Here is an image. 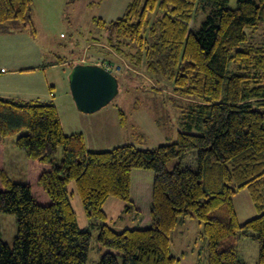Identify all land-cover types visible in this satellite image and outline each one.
<instances>
[{
	"label": "trees",
	"instance_id": "1",
	"mask_svg": "<svg viewBox=\"0 0 264 264\" xmlns=\"http://www.w3.org/2000/svg\"><path fill=\"white\" fill-rule=\"evenodd\" d=\"M229 1L130 0L116 19L94 17L102 34L91 46L104 56H88L91 63L115 68L123 59L174 81L173 142L89 150L82 131L65 132L54 102L0 96V213L17 220L12 244L0 222V264H87L92 233L78 223L73 181L98 241L111 249L98 264H176L170 234L188 216L203 225L207 264H246L240 235L259 243L256 264H264V46L248 43L264 25V0ZM200 10L207 16L196 27ZM33 12L34 0H0V31L25 29ZM12 136L29 161L23 182L5 165ZM141 169L152 172L149 226L116 230L104 204L132 203V173ZM243 189L259 214L241 223L234 197Z\"/></svg>",
	"mask_w": 264,
	"mask_h": 264
},
{
	"label": "rangeland",
	"instance_id": "2",
	"mask_svg": "<svg viewBox=\"0 0 264 264\" xmlns=\"http://www.w3.org/2000/svg\"><path fill=\"white\" fill-rule=\"evenodd\" d=\"M96 1L99 0H34L33 23L25 29L29 30L33 38L43 46L47 61L63 59L75 63L82 58L85 63L90 62L88 56L94 58L104 56V53L100 52L101 55H98L94 51L95 44L91 47V40L102 34L94 17L111 20L118 15L105 14L103 17L102 9ZM109 1L121 4L125 1L124 8L129 3L128 0ZM236 3L237 0H230L229 6L235 7ZM206 16V10L198 12L196 27L200 26ZM248 43L264 46V25L249 34ZM120 61L123 62L117 65L115 71L120 83V92L108 105L94 113H84L77 109L69 82L71 71L69 66L71 65L67 64L68 67L65 65L55 69L58 78H54L56 94L59 96L58 113L65 132H84L87 147L93 151L108 150L127 143L135 144L139 148H150L173 142L180 128L178 123L180 110L174 108L170 98L174 81L163 75L150 73L145 67L136 70L123 59ZM58 69H67V71L59 73L61 70ZM67 91H69L68 95ZM259 108L264 111V106ZM158 135L163 138L160 139ZM15 139L16 136L6 139L5 165L15 181L23 182L29 161L24 152L16 146ZM61 152L59 148L57 156L60 157ZM190 160V158L187 159V161ZM175 162H169L168 168L172 169ZM134 171L133 177L136 180L140 178L136 171H140L142 181L151 186V171L144 169ZM69 190L79 225L89 227L92 233L87 264H98L101 255L111 249L98 241V225L87 217L74 181L69 184ZM243 193L249 197L247 190L243 189L239 191L238 198H242ZM127 205H130V208L127 209ZM133 207L132 203L115 197H110L104 204L109 222L116 230L135 226ZM252 214L244 220L257 216L259 213L254 210ZM0 222L3 239L12 244L17 232L15 215L0 213ZM202 233V224L200 228L189 221L179 222L171 231L170 238L174 242L175 250H184L189 264H207V243L204 244ZM192 248L194 252L191 251ZM236 248L238 256L246 258V264H256L255 256L259 253V243L256 240L250 236L240 235ZM112 251L118 254V260L122 262L121 253L117 250Z\"/></svg>",
	"mask_w": 264,
	"mask_h": 264
},
{
	"label": "crops",
	"instance_id": "3",
	"mask_svg": "<svg viewBox=\"0 0 264 264\" xmlns=\"http://www.w3.org/2000/svg\"><path fill=\"white\" fill-rule=\"evenodd\" d=\"M100 7L103 17H105V14H116L118 18L125 10V1L124 4H121L120 2L110 3L109 0H103ZM46 57L43 46L33 38L29 30L0 31V96L54 102L58 109L59 96L56 94V82L54 80V78H58L56 77L55 69L70 64V62H67L68 60L60 62L62 61L61 59L47 61ZM77 62L84 63L82 58ZM64 71H67V69H63L59 71V73ZM68 93L69 91L66 92L67 95ZM158 134H161V132H158ZM158 136L160 139L163 138L161 135ZM134 172L135 171H133L132 175H134ZM136 172L139 174L140 178L136 180V178L132 176L131 187V201L134 206V227H146L145 225H148L146 217L150 208L151 191L149 190L150 186L142 181V173H140V171ZM238 193L234 197V203L238 219L243 223L246 221L244 220L246 219L245 217L253 215L252 213L256 208L250 195L248 197V195L243 193L242 198H238ZM187 221L201 228V224L198 223L195 218L188 216L181 222ZM205 243L206 241L204 239V244ZM193 248L191 250L192 252L195 251ZM172 252L180 259L176 264H189L187 253L182 249L175 250L173 241ZM255 257L256 263L257 254ZM241 259L246 263V258Z\"/></svg>",
	"mask_w": 264,
	"mask_h": 264
},
{
	"label": "water",
	"instance_id": "4",
	"mask_svg": "<svg viewBox=\"0 0 264 264\" xmlns=\"http://www.w3.org/2000/svg\"><path fill=\"white\" fill-rule=\"evenodd\" d=\"M69 82L77 109L84 113H94L102 109L120 92L118 77L97 63H75Z\"/></svg>",
	"mask_w": 264,
	"mask_h": 264
},
{
	"label": "built area",
	"instance_id": "5",
	"mask_svg": "<svg viewBox=\"0 0 264 264\" xmlns=\"http://www.w3.org/2000/svg\"><path fill=\"white\" fill-rule=\"evenodd\" d=\"M97 64H100L102 66H104L105 68L109 69L110 71L114 68V67H110V66H107V65H103L102 62H97ZM117 67H115L114 69L116 70Z\"/></svg>",
	"mask_w": 264,
	"mask_h": 264
}]
</instances>
